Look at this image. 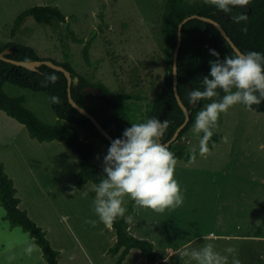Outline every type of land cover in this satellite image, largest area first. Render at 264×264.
<instances>
[{
  "label": "trees",
  "instance_id": "16d2710c",
  "mask_svg": "<svg viewBox=\"0 0 264 264\" xmlns=\"http://www.w3.org/2000/svg\"><path fill=\"white\" fill-rule=\"evenodd\" d=\"M192 14L209 16L218 21L243 53L246 54L249 51L264 53V0H251L248 7L233 8L232 12L228 14L206 4L205 0L195 2L164 0L160 33L166 63L165 75L148 110L140 119L137 118V114H135L129 100L148 99L145 94L126 91L115 94L105 83L89 81L73 68L69 60L60 62L51 58H43L34 47L27 44L10 41L2 45L0 51L5 47L15 48V52L8 54V57L18 60L50 59L70 70L73 78H79L77 83L73 82L72 84L74 100L94 115L114 139L121 137L123 131L130 127L132 123H143L149 118H156L168 122L167 129L162 137V142L165 143L186 118V114L174 92L173 60L174 49L178 40L179 24L185 17ZM240 14L246 15V21L235 23L233 17ZM98 15L101 21L105 20L103 11ZM28 16L34 17L40 23H52L54 20L67 21L65 14L57 6L35 5L25 9L16 18L11 31L12 37L16 35L17 29ZM245 27L247 32L242 31ZM69 30L74 40L84 41L75 35L70 26ZM94 32L91 33V40L95 37ZM90 41L84 48V57L88 64H91L89 56ZM209 48L216 49L220 53V58L235 51L227 38L213 23L200 18H192L184 23L182 27V45L178 55V92L190 111V119L181 130L178 138L167 146L169 150L175 153L177 160L189 161L191 159L187 135L194 124L196 114L207 103L211 102L202 100L194 105L189 99V92L192 89L203 90L202 80L210 72L209 61L216 59V57L209 54ZM52 75L57 77L56 82L49 83L47 87L42 86L41 82L44 81L45 77ZM8 83L44 94L49 100L57 121L48 123L41 119L34 110L26 105L25 96H13L5 90V85ZM85 87H92L95 91L89 95V90H83ZM223 95L224 93L221 91L216 99L222 98ZM52 96L59 97L60 103H52ZM0 108L9 116L25 124L32 138H37L39 141H65L78 154L80 169L74 180L65 184L67 189H80L87 182L99 183L105 178L104 172L100 170V166L94 161V155L98 144L108 148L111 141L101 133L89 117L70 103L68 79L63 71L46 64L40 65L36 70H31L0 59ZM253 110L264 112V102L253 105ZM222 114L218 120V127L223 122ZM217 128L213 130L214 134L209 141L210 150L213 148V142L219 141L222 136ZM198 155L199 152L196 150L195 158ZM20 200L17 196L14 179L6 171L4 162L0 160V202L6 210L4 218L12 226H20L30 234L34 242L41 247L48 264H61L58 259L59 250L52 245L47 237V230L30 217L26 209L19 206ZM134 203L131 199L124 200L125 217L118 218L113 224L112 228L116 232V240L107 250V253L113 258L112 264H122L132 249L139 251L143 257L151 262L159 260L157 264H185V260L182 261L178 253L164 260L167 257L164 250L157 248L154 242L139 238L130 231L131 225L128 217L138 215Z\"/></svg>",
  "mask_w": 264,
  "mask_h": 264
},
{
  "label": "crops",
  "instance_id": "0c3cea01",
  "mask_svg": "<svg viewBox=\"0 0 264 264\" xmlns=\"http://www.w3.org/2000/svg\"><path fill=\"white\" fill-rule=\"evenodd\" d=\"M239 107L223 113V122L217 128L222 136L213 142L209 155L177 160L175 179L185 198L181 207L156 213L134 203L138 215L128 217L130 231L164 250L167 253L164 260L185 248L199 250L210 243L215 251L229 256L228 264H232L233 256L225 252L227 247L235 249L234 256L240 264H264V112ZM2 116L12 129L11 121L20 125L19 133L6 135ZM58 143L72 153L77 164L68 179L65 165L59 161L56 172L42 169L47 157L40 153ZM107 150L98 144L94 155L102 172ZM0 160L14 179L21 199L19 206L47 230V237L56 249H77L87 264H98L99 258L112 264L107 250L116 240L115 230L99 222L95 227L85 224L86 219L98 221L92 207L95 193L83 194L88 191L87 184L93 182L75 190L65 187L80 169L78 154L65 141L32 138L25 124L0 108ZM10 162L15 167L13 171L8 168ZM51 230L56 236L59 233V245L51 240ZM204 236L213 238L205 240ZM131 255L128 264L142 261L140 252L132 249L122 264ZM148 263L158 261L146 259L144 264Z\"/></svg>",
  "mask_w": 264,
  "mask_h": 264
},
{
  "label": "rangeland",
  "instance_id": "374dc122",
  "mask_svg": "<svg viewBox=\"0 0 264 264\" xmlns=\"http://www.w3.org/2000/svg\"><path fill=\"white\" fill-rule=\"evenodd\" d=\"M163 3L164 0H0V47L10 41L27 44L34 47L43 58L60 62L69 60L73 68L89 81L103 82L115 94L122 91L145 94L148 99L129 100L140 119L148 110L165 75L166 63L160 33ZM35 5L57 6L67 21L40 23L28 16L12 37L16 18L25 9ZM101 11L104 12V21L98 15ZM69 26L84 41L74 40ZM92 32L95 37L91 40ZM89 41L91 64L84 57V48ZM5 90L13 96H25L26 105L44 121H57L44 94L9 83L5 85ZM2 119L8 128H4L6 135L19 133L20 125L11 121L14 131L7 118L2 116ZM187 137L191 141L188 150L190 147L198 150L199 142L193 138L191 130ZM40 154L47 157L42 164L44 170L56 172L60 167L57 162L64 164L68 173L65 179L77 167L72 153L60 143L48 146ZM7 165L9 170L15 169L13 163ZM5 213L0 202V264H48L41 247L20 226H12L4 218ZM50 235L53 243L59 245V233L57 237L51 230ZM29 246L32 247L31 254L26 252ZM132 256L125 264L132 260ZM58 259L61 264H87L77 249H59ZM141 259L139 264L146 263L145 257ZM98 264L108 263L105 258H99Z\"/></svg>",
  "mask_w": 264,
  "mask_h": 264
},
{
  "label": "clouds",
  "instance_id": "9594fccd",
  "mask_svg": "<svg viewBox=\"0 0 264 264\" xmlns=\"http://www.w3.org/2000/svg\"><path fill=\"white\" fill-rule=\"evenodd\" d=\"M205 3L228 14L233 8L248 7L251 0H205ZM246 19L244 14L233 17L235 23ZM242 31L247 32V28ZM209 54L216 59L209 61L210 72L202 80L203 90L192 89L189 92L190 102L194 105L202 100L211 101L196 114L191 128L193 138L199 142L201 157L210 154L209 141L214 134L213 130L218 127L222 113L238 104L252 111L253 105L264 102V53L249 51L245 54L233 51L220 58L216 49L209 48ZM56 80L54 75L46 76L41 84L47 87ZM221 91L224 95L216 99ZM51 102L60 103L59 97L52 96ZM167 126L166 120L156 118H149L143 123H132L121 137L110 143L103 157L105 178L99 183H88V191L83 193L85 196L89 192L95 193L92 207L98 221L86 219L85 224L95 227L99 222L111 229L118 218L125 217V197L134 201L137 206L156 213L174 210L184 204L181 185L175 179V153L161 142ZM189 151L190 158L195 159L196 149L190 147ZM212 238L204 236L205 240ZM26 252L31 254L32 247L29 246ZM225 252L233 256L232 264H240L234 256L233 247H227ZM179 256L182 261L185 257L188 258L185 264H228L229 260L228 255L215 251L210 243L199 250L185 248L179 252Z\"/></svg>",
  "mask_w": 264,
  "mask_h": 264
},
{
  "label": "water",
  "instance_id": "95a60500",
  "mask_svg": "<svg viewBox=\"0 0 264 264\" xmlns=\"http://www.w3.org/2000/svg\"><path fill=\"white\" fill-rule=\"evenodd\" d=\"M192 18H200L202 20L208 21L213 23L220 31L221 33L227 38V40L230 42L231 46L233 47V49L235 51H239L241 53H243L239 47L233 42V40L231 39V37L227 34V32L225 31V29L222 27V25L216 21L215 19L209 17V16H204V15H199V14H192L189 15L187 17H185L179 24V28H178V40H177V44L175 46L174 49V60H173V86H174V92L176 95V98L180 104V106L182 107V109L184 110L185 114H186V118L184 120V122L176 129V131L174 132V134L172 135V137L167 141V142H161L163 144H165L166 146L170 145L172 142H174L181 130L185 127V125H187L189 119H190V111L188 109V107L184 104L183 100L181 99V96L178 92V55H179V50L180 47L182 45V27L184 25V23H186L188 20L192 19ZM15 52V48H11V47H5L2 51H0V59L1 60H6L9 62H12L14 64L17 65H21L24 66L26 68H29L31 70H36L40 65L42 64H46L54 69L63 71L68 79V97L70 100V103L75 106L80 112H82L84 115H86L87 117H89L94 124L97 126V128L101 131V133L103 135H105L106 138H108L111 142L114 140L113 136L102 126V124L95 118L94 115H92L89 111H87L84 107H82L80 104H78L72 95V84L73 82L77 83L78 82V77H74L72 76V73L70 70H68L67 68H65L63 65L61 64H57L54 61L50 60V59H42V60H18L15 58H11L8 57V54L14 53ZM84 91L89 90V95L92 94L95 90L92 87H85L83 88ZM99 92L101 90H98Z\"/></svg>",
  "mask_w": 264,
  "mask_h": 264
},
{
  "label": "flooded vegetation",
  "instance_id": "af4514ba",
  "mask_svg": "<svg viewBox=\"0 0 264 264\" xmlns=\"http://www.w3.org/2000/svg\"><path fill=\"white\" fill-rule=\"evenodd\" d=\"M193 104V103H192Z\"/></svg>",
  "mask_w": 264,
  "mask_h": 264
}]
</instances>
